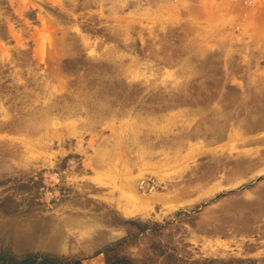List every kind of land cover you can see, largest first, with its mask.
<instances>
[{
	"label": "rangeland",
	"instance_id": "rangeland-1",
	"mask_svg": "<svg viewBox=\"0 0 264 264\" xmlns=\"http://www.w3.org/2000/svg\"><path fill=\"white\" fill-rule=\"evenodd\" d=\"M29 255L264 264V0H0V264Z\"/></svg>",
	"mask_w": 264,
	"mask_h": 264
},
{
	"label": "trees",
	"instance_id": "trees-1",
	"mask_svg": "<svg viewBox=\"0 0 264 264\" xmlns=\"http://www.w3.org/2000/svg\"><path fill=\"white\" fill-rule=\"evenodd\" d=\"M147 230L148 227L145 226L143 228ZM126 240L119 241L114 243L111 247L107 250L116 248L123 244ZM1 264H82L81 261H63L61 258L58 257H51V256H39V255H29L26 257L18 258L15 256L12 257H4L1 258ZM107 264H132L131 261L125 258H117L114 262L110 261V258L107 259Z\"/></svg>",
	"mask_w": 264,
	"mask_h": 264
},
{
	"label": "bare ground",
	"instance_id": "bare-ground-1",
	"mask_svg": "<svg viewBox=\"0 0 264 264\" xmlns=\"http://www.w3.org/2000/svg\"><path fill=\"white\" fill-rule=\"evenodd\" d=\"M56 123V122H55ZM58 124V123H57Z\"/></svg>",
	"mask_w": 264,
	"mask_h": 264
}]
</instances>
